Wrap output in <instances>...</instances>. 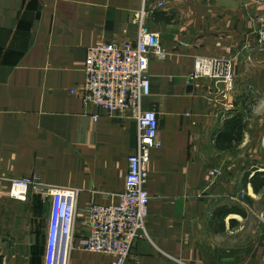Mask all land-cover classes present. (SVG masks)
<instances>
[{"label": "crops", "instance_id": "crops-1", "mask_svg": "<svg viewBox=\"0 0 264 264\" xmlns=\"http://www.w3.org/2000/svg\"><path fill=\"white\" fill-rule=\"evenodd\" d=\"M143 8L167 57L151 58L144 100L158 112L161 141L145 185L148 238L127 264H264V188L250 182L264 173V51L253 25L264 0H0V264H45L47 251L51 200L12 199L11 179L39 174L80 189L79 238L88 207L119 203L137 122L85 105L75 91L88 49L135 42ZM199 57L233 60L225 97L222 83L190 80ZM115 262L82 250L69 259Z\"/></svg>", "mask_w": 264, "mask_h": 264}, {"label": "built area", "instance_id": "built-area-1", "mask_svg": "<svg viewBox=\"0 0 264 264\" xmlns=\"http://www.w3.org/2000/svg\"><path fill=\"white\" fill-rule=\"evenodd\" d=\"M164 3H158L163 6ZM151 12L146 8L135 13L139 25L135 42H103L88 49L84 67L86 79L75 92L85 105L95 106L114 118H133L137 122L138 142L129 157L125 187L119 203L93 204L85 210V237L76 235L77 201L80 189L44 183L39 174L10 180V195L27 200L42 195L51 200L45 264H69L74 250L113 255L115 264H127L136 241L148 238L146 221L151 196L145 188L153 149L161 146L156 109H145L144 100L151 94L149 74L151 58L167 57L161 34L149 28ZM260 51H264V18L253 20ZM211 79L223 84L225 97L234 88L232 59L199 57L190 80ZM97 120L98 116H94ZM216 174H221L216 171ZM264 222V212L260 213Z\"/></svg>", "mask_w": 264, "mask_h": 264}, {"label": "trees", "instance_id": "trees-1", "mask_svg": "<svg viewBox=\"0 0 264 264\" xmlns=\"http://www.w3.org/2000/svg\"><path fill=\"white\" fill-rule=\"evenodd\" d=\"M261 174L264 175V173H257L250 179V182L253 184L254 190L256 192H259L262 188H264V176L262 177ZM247 180L248 176L246 177V182Z\"/></svg>", "mask_w": 264, "mask_h": 264}]
</instances>
